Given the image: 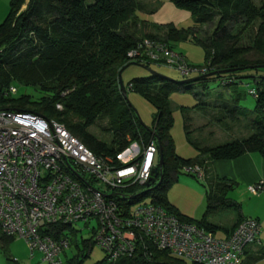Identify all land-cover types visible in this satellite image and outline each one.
<instances>
[{
    "label": "trees",
    "instance_id": "16d2710c",
    "mask_svg": "<svg viewBox=\"0 0 264 264\" xmlns=\"http://www.w3.org/2000/svg\"><path fill=\"white\" fill-rule=\"evenodd\" d=\"M170 1L190 13L191 26L152 25L156 32H145L148 23L140 14L150 13L153 8L144 11V5L137 0H9L8 12L0 23V108L31 111L53 119L94 154L109 155L115 162L118 152L132 142L155 140L162 148V165L148 183L142 184L146 185V190L133 194L141 185L138 183L119 189L120 194L115 200L122 207V215H128L131 204L150 196L151 203L161 205L181 222L195 224L214 234L218 229L226 228L211 222L209 217L217 210H230L235 216L228 230L230 234L245 218L241 204L227 197L233 183L228 178L215 177L209 167L213 161L234 159L246 152H257L264 158V76H247L255 83L251 87L257 93L253 96L254 108L238 105L246 93L250 94L249 89L246 92L240 88L241 72L264 67V0L260 4L253 0ZM215 20L212 34L207 38L200 37L198 32L202 24H211ZM138 27L142 29L141 33ZM247 31L250 32L248 44L243 42ZM145 37L163 40L172 49L174 42L192 38L201 45L204 53L203 65L187 62L204 69L193 77L195 79L174 80L150 73L132 78L123 85L126 92H138L154 105L156 110L150 126L143 124L135 114L118 82L122 67L131 62L146 67L151 63L127 57L128 50ZM251 51L255 57L250 59L247 54ZM220 70L228 71L219 73ZM213 71L217 73L210 74ZM214 78L220 80L221 87L207 100L216 111L214 119L226 127L246 119L243 127L250 133L215 145L204 144L202 139L191 141L187 137L198 153L192 158L180 157L170 133L173 117L168 97L174 91L191 90L195 85L201 87L205 95L207 82ZM15 83L33 86L45 93L36 99L30 95H5L11 85L16 87ZM27 104L33 108H27ZM56 104L62 108L57 109ZM202 104L196 103L192 107L202 109ZM249 114L253 117H248ZM104 120L106 122L102 124ZM92 125L107 134V139L92 134L88 130ZM184 128L188 132V124L185 123ZM156 164L158 166V158ZM189 164L199 165L208 181L206 208L200 218L181 213L167 198V189L176 178L178 168ZM54 231L55 238L68 234L70 247L73 245L76 249L71 257H67V252L63 255L64 264H84L93 245L91 238L77 240L78 230L68 225L54 226ZM0 239L8 243L14 237L0 234ZM262 258L264 247L249 258L245 257L241 264H251ZM94 264L200 263L174 256L142 240L136 244L131 256L108 261L104 254Z\"/></svg>",
    "mask_w": 264,
    "mask_h": 264
},
{
    "label": "built area",
    "instance_id": "2783aa9c",
    "mask_svg": "<svg viewBox=\"0 0 264 264\" xmlns=\"http://www.w3.org/2000/svg\"><path fill=\"white\" fill-rule=\"evenodd\" d=\"M130 60L153 62L181 74L203 72L163 40L143 38L127 52ZM11 85L5 95L15 94ZM256 96V89L248 91ZM61 109L60 104H56ZM158 146L151 139L132 142L115 159L96 155L62 124L31 111L0 108V234L20 238L30 255L41 254L35 264H64L70 248L68 234L55 238L54 226L76 228L96 220L91 240L108 261L131 256L136 244L148 241L158 249L200 264H240L248 245L258 241L260 222L243 218L225 238L195 224L181 222L157 203L122 207L115 197L124 186L146 184L156 167ZM183 171L203 178L197 164ZM251 194L264 190L262 181L248 185ZM65 231V230H64Z\"/></svg>",
    "mask_w": 264,
    "mask_h": 264
},
{
    "label": "rangeland",
    "instance_id": "374dc122",
    "mask_svg": "<svg viewBox=\"0 0 264 264\" xmlns=\"http://www.w3.org/2000/svg\"><path fill=\"white\" fill-rule=\"evenodd\" d=\"M139 3L144 5V11H149L155 7L157 0H137ZM255 3H259L257 0H253ZM24 7V6H23ZM9 9V0H0V23L5 18ZM142 19L151 21L149 17L150 13L142 12L140 14ZM189 25V24H186ZM216 26V20L211 24H202L199 29V36L202 38H207L210 36ZM139 33L142 32V29L138 27ZM250 33V32H249ZM248 31L245 32L243 36V42L248 44L249 40L247 38ZM148 38V37H145ZM143 39V38H142ZM174 50L176 52L182 53L185 57V60L195 66L203 65V48L201 45L189 38L188 40L174 42ZM255 53L251 51L247 54V58H254ZM153 70L156 73L165 76L174 80H183L185 78L196 77L198 72H190L188 76H184L177 69L169 68L165 65H158L153 62L148 63V67L131 64L125 67L121 73V80L123 85L127 84L129 80L136 77H145L150 74V71ZM242 75V84L240 88L244 89L246 92L251 87L255 86V83L252 77H247L248 75H254L256 77L264 76V67H259L258 69L246 70L241 72ZM16 84L17 91L14 94V97H19L21 95H30L32 99H36L41 95H44L45 92L37 90L33 86H25ZM208 87L205 91V95L202 94V88L193 87L191 90L187 91H174L169 95V107L172 112L173 125L171 127L170 133L172 135L175 151L176 153L183 158H192L198 153V149L188 141L187 137L191 141L200 142L203 140L204 144H219L225 141L234 139L235 137H243L250 133L248 129L243 127V122L246 119L242 120L239 124L229 123V127L219 124L214 118L215 110H213L208 104V98L213 95L216 91L220 90V80L218 78L211 79L207 82ZM127 99L135 114L139 117L143 124L150 126L152 123V117L155 113L154 105L145 99L141 94L135 91L127 90L126 92ZM203 102L201 106L202 109L192 107L196 103ZM238 105L247 107L248 109H253L255 105V98L246 93L242 99L238 101ZM32 107L27 104V108ZM248 117H253L252 114H249ZM186 118L188 119L186 122ZM53 120V119H52ZM105 120L102 121V124H105ZM188 124V132L184 128V124ZM88 130L97 136L100 139H107V134L100 130L98 126L92 125ZM257 154V153H256ZM176 178L171 181L170 186L167 189V198L173 204L177 205L184 213L188 215H193L195 218H200L206 208V197L205 193L208 189V181L205 178L198 177L196 174L188 173L183 171V168L179 167L177 170ZM146 185H140L135 190L134 193H139L146 190ZM227 197L239 202L241 204L242 212L252 211L254 209H264V202L261 201L262 205L256 203L255 195H252L246 188L243 182H237L233 185L228 193ZM150 202V196L143 197V199L131 204V208H135L138 204ZM234 216V212L230 210H217L213 215L209 217L210 220L221 222L223 224L227 223V218L230 219ZM96 226V220L92 219L86 225L83 221H80L76 224V229L78 230L76 238L77 240L81 239H90L92 237L91 228ZM219 235V233H217ZM76 249L72 245L67 250V257H71L75 254ZM24 253V254H21ZM105 252L96 244L93 243L88 256L84 259V264H94L95 262L101 260L104 257ZM16 258L21 261L25 258H29V251L24 240L20 238H14L7 248L3 247L0 243V264H5L7 262H12L13 258ZM40 258V253L36 252L35 260Z\"/></svg>",
    "mask_w": 264,
    "mask_h": 264
},
{
    "label": "crops",
    "instance_id": "0c3cea01",
    "mask_svg": "<svg viewBox=\"0 0 264 264\" xmlns=\"http://www.w3.org/2000/svg\"><path fill=\"white\" fill-rule=\"evenodd\" d=\"M258 1V0H257ZM263 0H259L260 4ZM153 11L150 12V18L151 21L145 20L146 23H148V27L145 28V32L155 33L156 29L152 27V25H165V24H172L173 26L179 28V27H188L193 24L191 15L188 11L179 9L174 6V4L170 0H157L155 3V7L152 9ZM189 24V25H186ZM190 64V63H189ZM257 152H246L242 154L241 156L234 158V159H227V160H217L210 163V171L211 173L217 177H225L230 180V182L236 184L237 182H243L248 188V185L257 183L262 181L264 183V158ZM233 188V187H232ZM248 190V189H247ZM255 195V201L257 204L262 205L261 201L264 202V190L259 192L258 194H252ZM179 211L183 214L184 211L180 209L177 205H175ZM241 213L243 217H250V218H256L260 222V231L257 236L258 241L252 245H248L245 249V252L242 256V260L247 257L256 254L260 248L264 247V209H254L252 211H248L247 213L244 211ZM188 215V214H186ZM190 217H193V215H188ZM195 218V217H193ZM210 220V219H209ZM213 223H216L224 228V229H218L214 235L218 238H225L229 235V228L232 226V224L235 221V216L228 219V224H223L221 222L212 221ZM219 233V235H217ZM12 241L5 243L2 239H0V243L3 247L7 248L9 244ZM29 251V249H28ZM24 254V253H21ZM35 254L30 255L29 252V258H25L22 260L20 258V262L15 257L12 259V262H7L5 264H35L40 261V258L35 260ZM241 264V263H240ZM251 264H264V258L254 261Z\"/></svg>",
    "mask_w": 264,
    "mask_h": 264
},
{
    "label": "water",
    "instance_id": "95a60500",
    "mask_svg": "<svg viewBox=\"0 0 264 264\" xmlns=\"http://www.w3.org/2000/svg\"><path fill=\"white\" fill-rule=\"evenodd\" d=\"M131 64H137V63H136V62H131ZM127 66H128V65L122 67V68L119 70V72H118V82H119V86H120V88L122 89L123 95H124L126 98H127V96H126V90L124 89V86H123V83H122V80H121V73H122L123 69H124L125 67H127ZM227 71H228V70H220L219 73H226ZM150 73H151V74H154V73H156V72L153 71V70H151ZM215 73H217V71H213V72H211L210 74H215ZM190 79H195V78L184 79L183 81H188V80H190ZM158 146H159V149H158V166L152 168V175H155V174L158 173V168L162 165V162H163L162 148H161L160 145H158Z\"/></svg>",
    "mask_w": 264,
    "mask_h": 264
}]
</instances>
